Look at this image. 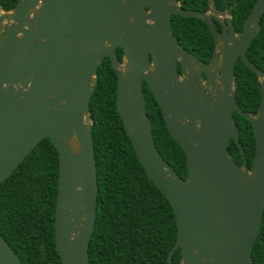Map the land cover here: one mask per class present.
I'll list each match as a JSON object with an SVG mask.
<instances>
[{
    "label": "water",
    "instance_id": "obj_1",
    "mask_svg": "<svg viewBox=\"0 0 264 264\" xmlns=\"http://www.w3.org/2000/svg\"><path fill=\"white\" fill-rule=\"evenodd\" d=\"M214 2L201 12L176 0H18L6 12L10 24L0 38V184L49 139L58 154L54 239L60 264H90L97 177L89 102L106 57L116 74V110L126 136L174 214L176 240L167 264L177 249L179 264H254L251 252L264 212V73L247 59L246 49L260 30L264 0L255 1L238 37L231 19L219 21L217 32ZM172 15L207 24L223 47L209 62L197 60L173 35ZM238 58L262 78L255 115L235 100ZM143 83L186 157L185 178L157 150ZM234 113L251 124L250 168ZM230 140L241 165L228 150ZM0 264H21L1 234Z\"/></svg>",
    "mask_w": 264,
    "mask_h": 264
},
{
    "label": "trees",
    "instance_id": "obj_2",
    "mask_svg": "<svg viewBox=\"0 0 264 264\" xmlns=\"http://www.w3.org/2000/svg\"><path fill=\"white\" fill-rule=\"evenodd\" d=\"M188 10L206 12L207 0H178ZM256 0H215L218 13L230 12L237 31ZM18 0H0V10L11 11ZM172 32L179 44L203 62H209L214 41L207 24L194 18L171 16ZM119 61L121 49L116 50ZM246 57L264 72V13L260 30ZM235 100L242 111L254 115L260 102L256 73L242 60L235 66ZM89 102L97 177L95 225L88 244L90 264H167L176 240L172 209L159 188L140 165L116 110L117 78L106 57L96 73ZM147 115L157 150L179 177L185 178L186 157L166 130L152 93L143 83ZM238 140L248 168L255 153L251 124L234 113ZM228 150L242 164L237 145ZM58 154L49 139H42L0 184V234L21 264H60L54 239ZM254 264H264V212L252 248ZM180 250L171 263L179 264Z\"/></svg>",
    "mask_w": 264,
    "mask_h": 264
},
{
    "label": "flooded vegetation",
    "instance_id": "obj_3",
    "mask_svg": "<svg viewBox=\"0 0 264 264\" xmlns=\"http://www.w3.org/2000/svg\"><path fill=\"white\" fill-rule=\"evenodd\" d=\"M178 3H179V5L181 6V3H180V1H178V0H176ZM207 3H208V8H209V0H207ZM214 4H215V2H214ZM253 7V6H252ZM252 9V8H251ZM207 11H209V10H207ZM206 11V12H207ZM251 11V10H250ZM250 13V12H249ZM248 13V14H249ZM247 14V15H248ZM226 15H228L229 17H230V19L232 20V16H231V13L230 12H227L226 13ZM247 15H246V17H247ZM246 19V18H245ZM261 20V19H260ZM223 22V23H225L226 21H227V18H225V19H221V18H219L218 17V20L215 18V23H216V30H217V32L218 33H221V26L219 25L220 24V22ZM233 22V21H232ZM233 26H234V24H233ZM242 26V25H241ZM242 28V27H241ZM234 30H235V27H234ZM240 31H241V29L240 30H238L237 29V31L235 30V32H234V35L236 36V37H238V35L240 34ZM2 34H3V31L1 32V35H0V38L2 37ZM257 35V34H256ZM254 39V38H253ZM252 39V40H253ZM214 41V40H213ZM252 42V41H251ZM214 44V47H213V52L217 49H219V47L215 44V42L213 43ZM251 44V43H250ZM249 44V45H250ZM220 47H223V45H220ZM248 48V47H247ZM247 50V49H246ZM212 52V53H213ZM195 57V56H194ZM196 58V57H195ZM197 59V58H196ZM248 59V58H247ZM197 60H199V59H197ZM239 60H241L240 58H238L237 59V61H236V64H237V62L239 61ZM199 61H201V60H199ZM202 63H206V62H203V61H201ZM236 64H235V66H236ZM245 64V63H244ZM253 64V63H252ZM254 66H256L255 64H253ZM257 67V66H256ZM258 68V67H257ZM259 69V68H258ZM234 72H235V69H234ZM263 72V71H262ZM264 73V72H263ZM234 75H235V73H234ZM257 76V75H256ZM181 78H182V76H181ZM261 80H262V78L261 77H258L257 76V78H256V81L258 82V85H259V90H260V87H261ZM207 82V78H206V75L205 74H203V73H201V84L202 85H204L205 83ZM258 108V107H257ZM257 110V109H256ZM255 114H256V112H255ZM254 114V115H255ZM234 115V114H233ZM252 115V114H251ZM235 124H236V122H235ZM237 127V126H236ZM231 141V140H230ZM230 143V142H229Z\"/></svg>",
    "mask_w": 264,
    "mask_h": 264
},
{
    "label": "rangeland",
    "instance_id": "obj_4",
    "mask_svg": "<svg viewBox=\"0 0 264 264\" xmlns=\"http://www.w3.org/2000/svg\"><path fill=\"white\" fill-rule=\"evenodd\" d=\"M7 13L5 11L0 10V35L1 32L10 24L9 19L7 17ZM218 17L221 19H230L228 15H226V12L218 13Z\"/></svg>",
    "mask_w": 264,
    "mask_h": 264
},
{
    "label": "bare ground",
    "instance_id": "obj_5",
    "mask_svg": "<svg viewBox=\"0 0 264 264\" xmlns=\"http://www.w3.org/2000/svg\"><path fill=\"white\" fill-rule=\"evenodd\" d=\"M69 147H70L71 149H73L74 151H77V146H76L75 141H71V142H69Z\"/></svg>",
    "mask_w": 264,
    "mask_h": 264
},
{
    "label": "clouds",
    "instance_id": "obj_6",
    "mask_svg": "<svg viewBox=\"0 0 264 264\" xmlns=\"http://www.w3.org/2000/svg\"><path fill=\"white\" fill-rule=\"evenodd\" d=\"M219 46H220V45H219ZM219 46H218V47H219ZM212 54H213V53H212Z\"/></svg>",
    "mask_w": 264,
    "mask_h": 264
}]
</instances>
